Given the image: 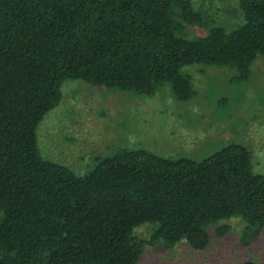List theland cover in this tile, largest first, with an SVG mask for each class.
Wrapping results in <instances>:
<instances>
[{"label": "trees", "instance_id": "trees-1", "mask_svg": "<svg viewBox=\"0 0 264 264\" xmlns=\"http://www.w3.org/2000/svg\"><path fill=\"white\" fill-rule=\"evenodd\" d=\"M242 23L203 36L191 0H0V264H137L147 245L202 250L233 217L249 245L264 228V172L229 142L202 158L120 146L78 174L41 155L37 127L66 79L151 97L194 95L186 65L247 79L264 55V0H238ZM151 223L148 238L135 228ZM229 230L217 224L216 235ZM243 264H259L246 261Z\"/></svg>", "mask_w": 264, "mask_h": 264}, {"label": "rangeland", "instance_id": "rangeland-1", "mask_svg": "<svg viewBox=\"0 0 264 264\" xmlns=\"http://www.w3.org/2000/svg\"><path fill=\"white\" fill-rule=\"evenodd\" d=\"M191 2L202 22L179 19L177 31L184 37L203 36L212 26L230 31L242 23L238 0ZM182 71L190 75L194 89L186 101L177 100L167 84L144 97L82 79L64 80L58 104L37 127L41 155L83 174L96 157L120 146L202 158L221 145L239 142L250 150L255 170L264 172V55L254 59L242 81H235V70L224 65L196 63ZM221 223L229 230L216 235L214 228ZM153 227L145 223L135 233L146 239ZM243 227L238 217L210 224V242L202 250L184 241L171 248L147 245L137 264H264V228L249 245H242Z\"/></svg>", "mask_w": 264, "mask_h": 264}]
</instances>
